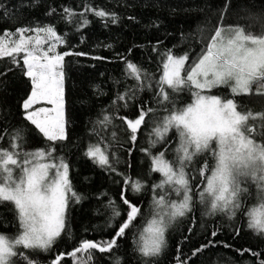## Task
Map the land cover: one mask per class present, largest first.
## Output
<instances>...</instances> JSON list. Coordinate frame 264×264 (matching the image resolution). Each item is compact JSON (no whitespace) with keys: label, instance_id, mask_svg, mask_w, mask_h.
<instances>
[{"label":"snow or ice","instance_id":"1","mask_svg":"<svg viewBox=\"0 0 264 264\" xmlns=\"http://www.w3.org/2000/svg\"><path fill=\"white\" fill-rule=\"evenodd\" d=\"M55 11L52 8L47 15ZM62 12L66 20L79 15V28L90 24L85 13L101 18L105 26L109 20L112 24L119 22L116 13L90 5H85L79 13L69 7H64ZM0 15L7 13L0 11ZM128 19L136 18L130 16ZM250 19L261 24L260 34H252L250 26L246 31L241 25L218 24L210 35L202 36L204 47L195 58H190L188 52L177 55L172 49L161 52L153 48L159 55L158 79L127 57H121L125 74L136 84L135 90L117 93L112 101L113 107L119 102L127 108L137 92L155 88L152 98L156 107H149L141 101L135 118L117 115L115 118L121 124L113 126L122 127L128 142L134 145L146 118L148 124L155 125L150 132L145 127L149 146L140 149L150 161L149 171L161 176L150 189L151 211L143 213L141 207L127 196L129 189L139 194L147 184L116 168L120 161L111 148L112 141L118 139L113 130L110 140L101 138L88 144L84 155L99 167L121 177V202L128 209L126 218L116 226L111 239L82 240L70 253H57L52 264H61L67 257H71L74 264H93V250L112 254L119 248L118 241L129 232L136 236L135 248L145 258L144 264H155L156 258L166 249L169 227L178 218L192 213L197 198L207 207V215L226 213L235 217L238 211L246 213L248 228L264 235V142L256 139L257 136L264 137V112L253 113L250 109L238 107L234 98L207 94L213 88L225 86L233 97L264 96V17ZM65 46L66 38L52 24L0 30V63L4 64L0 77L14 68H21L23 75L30 80L31 92L22 103L24 119L46 141L43 147L26 150L23 129H16L11 134L0 129V143L7 137V146L0 147V204L7 202L13 206L20 230L13 239L0 234V264H16L15 257H22L26 264H38L26 254L28 250L48 253L62 234L70 235L66 232L70 203H80L82 199L81 194L73 189L69 164L63 156L54 155L57 143L63 146V142L69 139L64 90L66 57L89 56L70 48L59 50ZM92 59L107 58L96 56ZM182 93L190 95V102L179 103ZM41 102L52 107H35ZM161 112L163 114H159ZM113 119L111 114H105L99 123L106 129L113 124ZM169 133L176 137L172 159L165 157L171 144ZM158 144L162 147L154 154L152 149ZM198 157L202 159L200 166L195 168L194 161ZM253 187L256 189L255 203L243 207L245 199L253 195L250 191ZM109 205L113 209L110 221L120 217L121 212L114 201ZM138 217L142 226L134 223ZM217 234L214 231L211 236ZM236 234L239 235L238 230ZM216 243L210 240L193 255L216 246ZM18 248L22 251H17ZM237 251L240 255L247 252L253 257L261 256L252 249ZM80 253L86 255L78 257ZM177 261L186 264L179 256ZM115 264H121L119 258ZM258 264H264V259H258Z\"/></svg>","mask_w":264,"mask_h":264},{"label":"trees","instance_id":"2","mask_svg":"<svg viewBox=\"0 0 264 264\" xmlns=\"http://www.w3.org/2000/svg\"><path fill=\"white\" fill-rule=\"evenodd\" d=\"M85 5L114 12L119 22L112 24L109 20L105 26L101 18L85 13L90 24L86 28H79V15L71 20L64 18V7L79 13ZM52 8L56 11L47 15ZM0 11L7 13L0 15V30L52 24L67 40V46L59 50L70 48L89 54L87 57H66L64 90L69 139L63 142V146L58 142L54 154L63 156L69 164L73 189L81 194L82 199L80 203H70L66 230L70 235L62 234L48 253L32 250L26 253L38 264H52L57 253H70L82 240L111 239L116 226L126 218L128 209L121 202V177L99 167L84 155L88 144L96 143L101 138L110 140L113 130L117 132L118 139L112 141L111 148L120 161L115 165L116 168L147 184V188L139 194L129 189L127 196L141 207L143 213L151 211L150 189L154 183L159 182L161 176L149 171L150 161L140 149L149 146L145 127L150 132L155 125L148 124L146 118L145 126L134 145L128 142L127 133L122 127L113 126L121 124L115 118L117 115L135 118L141 101L149 107H156L152 98L155 88L137 92L136 98L130 101L127 108L119 102L113 107L112 101L116 94L127 89L135 90L136 84L125 74V64L121 57H127L158 79L159 55L153 48L161 52L172 49L177 55L188 52L190 58H195L204 47L202 36L210 35L218 24L241 25L246 31L250 26L252 34L258 35L261 24L250 18L264 17V0H0ZM130 16L136 19H128ZM96 56L107 59H92ZM3 70L4 64L0 63V71ZM151 82L154 84V80ZM253 88L256 86L253 85ZM219 91H225L227 98H234L238 107L250 109L253 113L264 112V96L253 94L233 97L225 86L216 88V93ZM30 92V80L23 75L21 68H14L6 76L0 77V129H6L9 134L16 129H23L26 134V150L46 145L42 135L24 119L22 103ZM187 102H190V95L182 93L179 103ZM105 114L114 117L113 124L106 129L99 123ZM169 137L171 144L165 157L172 159L176 137L173 133H169ZM256 139L264 142V137L257 136ZM6 146L7 137L0 143V147ZM161 147L158 144L152 152L155 154ZM201 159L198 157L194 161L195 168L200 166ZM195 178L200 179L198 175ZM250 191L253 195L245 199L243 207L255 203L256 189L253 187ZM110 201H114L121 212L120 217L111 221L113 209L109 205ZM207 211V207L200 204L197 198L192 213L185 218H178L169 227L166 249L156 258L155 264H178L177 256L185 260L186 264H258V259H264V235L248 228L246 213L238 211L235 217H230L226 213L207 215ZM134 223L143 224L139 217ZM237 230L239 235L236 234ZM19 231L13 206L7 202L0 204V234L13 239ZM214 231L218 233L215 237L211 236ZM135 239L133 232L127 233L124 239L118 241L119 248L114 249L112 254H101L93 250V264H115L116 258L120 259L121 264H144L145 258L136 251ZM210 240L216 241V246H209L193 255L196 249ZM224 244L231 247H225ZM238 249H252L260 252L261 256L253 257L247 252L240 255ZM17 251L22 249L18 248ZM85 255L80 253L78 257ZM13 259L16 264H26L22 257ZM61 264H74V261L67 257Z\"/></svg>","mask_w":264,"mask_h":264},{"label":"rangeland","instance_id":"3","mask_svg":"<svg viewBox=\"0 0 264 264\" xmlns=\"http://www.w3.org/2000/svg\"><path fill=\"white\" fill-rule=\"evenodd\" d=\"M46 47V46H45ZM218 88V87H216ZM216 88H213L210 92H208L207 94H211V95H220L222 98L223 97H227L226 92L225 91H219L218 93H216ZM35 107H52V105L47 104L46 102H41L40 104L36 105Z\"/></svg>","mask_w":264,"mask_h":264}]
</instances>
